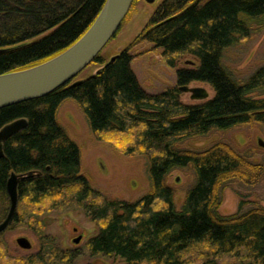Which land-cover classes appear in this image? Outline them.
Returning a JSON list of instances; mask_svg holds the SVG:
<instances>
[{"label": "trees", "instance_id": "16d2710c", "mask_svg": "<svg viewBox=\"0 0 264 264\" xmlns=\"http://www.w3.org/2000/svg\"><path fill=\"white\" fill-rule=\"evenodd\" d=\"M106 0H0V75L40 65L72 46L90 28ZM127 17V16H126ZM126 18L124 19V21ZM123 21V23H124ZM264 25V0H164L126 49L91 64L98 70L36 100L0 110V130L24 119L26 127L3 143L0 158V223L9 208L6 184L18 183L16 214L7 230L26 226L34 252L13 254L0 234V264H77L46 233V220L79 212L97 228L84 249L89 259L114 257L125 264H264V207L219 213L223 189L233 182L264 180V155L226 143L181 149L188 140L250 124L264 132V65L243 81L225 67V52ZM149 43L170 67L193 57L198 66L178 70L177 86L148 93L132 70L130 48ZM113 59V60H111ZM75 81L79 84L71 86ZM208 84L214 97L197 105L180 101L179 86ZM81 108L96 141L147 160L151 189L135 202L94 190L81 171L80 150L57 121L62 104ZM124 143L122 147L114 143ZM191 168L194 182L178 209L166 179Z\"/></svg>", "mask_w": 264, "mask_h": 264}, {"label": "rangeland", "instance_id": "374dc122", "mask_svg": "<svg viewBox=\"0 0 264 264\" xmlns=\"http://www.w3.org/2000/svg\"><path fill=\"white\" fill-rule=\"evenodd\" d=\"M163 1L155 0L149 4L145 0H134L126 20L115 37L101 51V57L107 62L112 56L128 48L147 27L152 15ZM130 53L134 57L131 63L133 72L142 88L152 94L177 86L178 70H192L198 66L193 57L183 55L176 57L175 66L170 67L161 56V52L146 42L131 47ZM223 61L225 67L240 81L263 66L264 25H255L248 39L242 40L236 47L225 52ZM97 70V65L90 64L78 79L90 76ZM183 87L203 89L207 97L203 100L194 99L190 93L180 90ZM179 90L180 101L185 105H197L214 97L212 88L205 83L192 82L186 86H179ZM57 121L79 147L81 171L94 190L109 198L127 202H135L148 194L151 181L147 160L141 156L124 155L109 144L96 141L77 103L73 100L64 102L58 111ZM259 139L264 143V132L258 125L250 124L188 140L182 143L180 148L200 151L216 143H226L236 151L252 152L251 160L260 162L264 155V147L258 145ZM114 144L122 147L124 143L115 141ZM166 182L173 189L175 204L179 209L187 190L194 182V173L189 167L175 170L167 177ZM240 200L246 203L243 210L264 207V180L254 186L244 185L238 181L228 184L222 191L219 213L224 216L237 213ZM45 230L48 235L58 239L62 249L76 250L80 253L77 264H125L114 257L94 260L88 258L84 245L89 238L97 234V228L79 212H66L49 217ZM3 233L7 249L13 254H26L37 249V239L26 226H15ZM21 237L31 243V250L24 251L17 246L16 240ZM77 237H81L80 242L73 244V239Z\"/></svg>", "mask_w": 264, "mask_h": 264}, {"label": "water", "instance_id": "95a60500", "mask_svg": "<svg viewBox=\"0 0 264 264\" xmlns=\"http://www.w3.org/2000/svg\"><path fill=\"white\" fill-rule=\"evenodd\" d=\"M133 1L106 0L90 28L64 52L32 68L0 75V110L23 102L41 99L73 81L115 37L129 13ZM145 1L152 4L155 0ZM79 82L75 81L71 86H75ZM180 90L190 93L194 99L203 100L207 97L203 89L183 87ZM26 125V121L22 119L8 124L0 130V158L3 157V143L23 130ZM258 145L264 147L263 141L259 139ZM30 176L32 173L25 176L10 175L6 184L9 208L5 219L0 223V234L9 227L16 214L18 183ZM80 240L81 237H77L73 240V244H78ZM16 244L24 251H29L32 247L24 237L18 238Z\"/></svg>", "mask_w": 264, "mask_h": 264}, {"label": "flooded vegetation", "instance_id": "af4514ba", "mask_svg": "<svg viewBox=\"0 0 264 264\" xmlns=\"http://www.w3.org/2000/svg\"><path fill=\"white\" fill-rule=\"evenodd\" d=\"M74 240V239H73ZM73 242V241H72Z\"/></svg>", "mask_w": 264, "mask_h": 264}]
</instances>
